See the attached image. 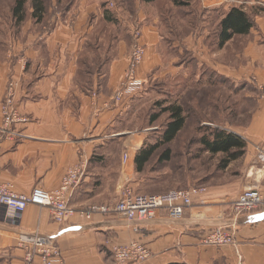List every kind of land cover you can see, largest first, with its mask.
I'll return each instance as SVG.
<instances>
[{
	"label": "crops",
	"instance_id": "1",
	"mask_svg": "<svg viewBox=\"0 0 264 264\" xmlns=\"http://www.w3.org/2000/svg\"><path fill=\"white\" fill-rule=\"evenodd\" d=\"M256 23L264 37V16H256ZM26 24L24 30L34 29L19 46L26 70L21 64L13 70L23 80L18 106L28 122L16 128L24 136L21 140L5 141L0 147V183L11 185L19 194L29 195L35 187L51 192L60 186L69 168L84 162L85 174L69 197L70 207L79 211L93 204L112 205L122 184L134 177L133 156L122 163L119 152L112 150L114 137L120 134L108 131L113 130L115 110L111 109L116 106L109 99L126 68L121 45L114 51L108 48L111 57L107 60V51L102 49L94 71L82 75L78 61L83 58L85 45L102 40L103 30L94 28L89 38L93 28L82 23L72 27L49 24L41 33L36 31L40 26ZM245 59L240 75L253 74L258 85L264 86V40L256 38L249 43ZM10 73L7 62L0 59V101ZM80 74L93 88L82 85ZM98 81L103 88L99 84L96 88ZM259 105L253 126L260 127L264 135V102ZM130 143V138L123 142L126 148ZM259 143L256 139L253 146ZM252 159L246 153L245 182L240 191L264 188V166L255 158L258 167L250 166ZM202 201L194 202L181 220L171 221L159 211L155 219L139 223H128L115 215H95L86 220L75 214L59 224L47 209L35 205H29L19 219L13 220L0 206V264H23L17 238L35 233L54 240L64 264H114L110 246L105 244L108 240L113 245L142 242L150 257L140 264H264V208L236 214L231 210V199L216 192H209ZM219 225L236 230L235 244L220 248L202 245L204 233Z\"/></svg>",
	"mask_w": 264,
	"mask_h": 264
},
{
	"label": "rangeland",
	"instance_id": "2",
	"mask_svg": "<svg viewBox=\"0 0 264 264\" xmlns=\"http://www.w3.org/2000/svg\"><path fill=\"white\" fill-rule=\"evenodd\" d=\"M182 2L185 4L181 0H53L50 16L41 27L37 26L40 30L36 31L41 33L48 23L54 26L67 23L71 27L74 24H86L93 28L88 33L89 38L93 35L94 28L103 30L102 45L97 47L98 44H93L82 52L83 60L90 64L87 65L90 73L94 71L95 61L101 56L102 49L107 51L105 57L108 58L114 47L121 45L126 68L109 99L116 106L111 109L115 110L113 130H108L120 134L119 137H114L112 150L119 152L121 160L127 155L128 159L124 161L127 163L133 156L134 177L122 184L121 188L129 187L138 195H159L168 191L203 187L207 189L205 195L193 199L189 208L194 202H203L209 192H216L230 198L232 212L241 214L235 211L234 204L245 191H240V188L245 182L242 175L247 165L244 163L246 153L249 152L253 157L254 163L249 162L250 166L258 167L254 158L258 165L264 166L258 160V148L264 147V135L260 127L253 126L260 110L259 103L264 102V86L258 85L253 74L247 77L240 75L245 67V53L249 43L255 42L256 38L264 40L256 23V16H264V3L262 0ZM220 2L228 10L232 7H245L246 11H253L256 24L249 34L235 36L221 48L217 45L214 33L217 21L213 15L211 16L214 18H208L210 11L218 5L226 10ZM13 3L14 0H0V59L7 62L11 71L0 108L9 83L16 82L18 89L14 107L21 114L18 104L23 80L15 74L13 68L16 64H21L22 70L26 68L27 62L23 59L19 46H22V38L32 34L34 29L24 30V25L16 33L10 28L12 25L9 17ZM105 12H112L113 19H104ZM136 49L142 55L134 72L130 73L129 60ZM80 82L82 85L89 84L82 79V75ZM98 84L100 85V81L96 82V88ZM103 87L104 84H101L99 88ZM118 92L122 93V98L115 103L113 97ZM106 103L108 101L101 104L104 106ZM171 105L183 108L185 127L172 143L157 150L147 170L142 174H135V155L145 143L154 144L162 136L169 116L162 110ZM157 114V120L150 123L151 117ZM205 126H211L212 129L218 127L245 140L244 156L221 169L224 156H212L201 149L199 140L203 134H207ZM129 138L131 146L126 148L123 142ZM256 139L260 141L257 147L253 146ZM166 148L170 149L171 156L169 160L160 163L158 158ZM222 188H225V193L221 192ZM116 201L106 206H113ZM189 208L185 210L184 216ZM165 214L167 216L166 212ZM216 229L232 232L235 237L236 230L233 227L219 225L206 231L200 243L214 246L204 244L203 238Z\"/></svg>",
	"mask_w": 264,
	"mask_h": 264
},
{
	"label": "built area",
	"instance_id": "3",
	"mask_svg": "<svg viewBox=\"0 0 264 264\" xmlns=\"http://www.w3.org/2000/svg\"><path fill=\"white\" fill-rule=\"evenodd\" d=\"M138 48V47H136ZM141 51L136 49L131 54L130 73L141 58ZM18 84L10 82L0 108V147L3 142L21 140L23 134L14 128L17 124L28 122V118L19 114L14 107ZM264 92V90H263ZM122 93L114 95L113 101L120 102ZM127 155L123 163L127 161ZM258 160L264 164V147L258 148ZM125 161V162H124ZM86 163L80 162L69 168L62 177L60 186L54 191H45L35 187L29 195L19 194L9 184L0 183V206L5 209L8 218L17 220L29 205L47 209L54 222L63 223L71 216L78 214L86 220L93 216L115 215L128 223H139L156 218L161 210L167 213L171 221L180 220L184 212L192 205V200L205 195L203 187L188 190L168 191L159 195H138L129 187L119 188L117 201L113 206L89 205L86 209L76 211L69 205V197L83 178ZM264 208V189L250 188L243 191L234 204L237 213H247ZM137 228H134L136 231ZM233 231V229H231ZM234 233L221 229L207 234L203 243L214 246L234 245ZM18 248L23 252V264H64L59 247L53 239L35 234H21L17 238ZM105 244L110 246L114 264H140L150 257L149 250L140 241H132L125 245H113L110 240Z\"/></svg>",
	"mask_w": 264,
	"mask_h": 264
},
{
	"label": "trees",
	"instance_id": "4",
	"mask_svg": "<svg viewBox=\"0 0 264 264\" xmlns=\"http://www.w3.org/2000/svg\"><path fill=\"white\" fill-rule=\"evenodd\" d=\"M52 1L53 0H14L9 17L10 24L12 25L10 28L14 29L17 33V29L19 28L18 31H20L21 27L28 21L35 26H40L43 23H46L48 17L50 16ZM181 3L184 2L181 0ZM112 15L114 16L112 12H105L104 19L110 21L113 19ZM211 15H213L217 21L214 33L218 42L217 45L220 48L235 36L237 37L249 34L250 30L255 28L256 25L254 14L252 12L243 11L242 9L236 7H232L228 11H224L221 8H214L208 14V18L211 19L213 17ZM51 25H49V23L45 24L47 27H50ZM93 44H98L97 47L102 45L101 40H93L92 43H86L85 47L93 46ZM96 60L99 61V58ZM105 60H107V58ZM87 65L90 64L83 60V58L79 59L78 70L82 73V75L83 73H87L89 71ZM91 83L92 82H89L87 86L91 85ZM90 88L92 87L88 86V89ZM162 111L169 114L165 129L158 141L154 144L145 143L135 155V174H142L145 170H147L149 163L157 150L162 146L172 143L185 127L186 117L184 116V110L181 106L171 105L164 108ZM157 118L158 114L152 116L150 123L155 122ZM212 128L211 126L204 127V131H206L207 134H203L201 136L199 143L202 145L201 149L210 155H223L224 157L222 159L223 162L221 164V169H225L230 163L237 161L244 156L246 141L235 134L224 132L223 129L218 127H214L215 129ZM170 156L171 151L169 148H166L159 156L158 162L161 163L169 160Z\"/></svg>",
	"mask_w": 264,
	"mask_h": 264
}]
</instances>
